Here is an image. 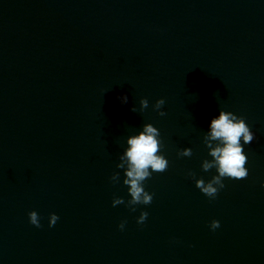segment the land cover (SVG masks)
I'll use <instances>...</instances> for the list:
<instances>
[{
    "label": "water",
    "instance_id": "95a60500",
    "mask_svg": "<svg viewBox=\"0 0 264 264\" xmlns=\"http://www.w3.org/2000/svg\"><path fill=\"white\" fill-rule=\"evenodd\" d=\"M221 109L255 138L210 199L188 173L216 174ZM145 123L169 166L131 211L116 165ZM0 264H264V0H0Z\"/></svg>",
    "mask_w": 264,
    "mask_h": 264
},
{
    "label": "clouds",
    "instance_id": "9594fccd",
    "mask_svg": "<svg viewBox=\"0 0 264 264\" xmlns=\"http://www.w3.org/2000/svg\"><path fill=\"white\" fill-rule=\"evenodd\" d=\"M128 97L122 96L121 101L127 103ZM141 111L147 109L149 101L147 98L140 99ZM165 104L164 98H159L153 105L159 115L166 113L162 110ZM133 112L136 109L132 107ZM250 144L255 134L242 116H237L231 111L219 110L218 116L211 119L209 130L204 135V144L208 148L211 160L204 159L202 169L207 172L215 168L216 174L207 181L203 177L196 178L194 172L189 171L188 175L195 180V186L210 199H215L220 189L225 187L224 179H245L248 176V169L245 167L247 156L243 151V144ZM127 145L123 153L119 156L117 168L124 170L123 184L128 186V193L131 199L126 203L131 211H135V205L151 204L153 194L144 187V181L151 178L153 172L163 173L167 171L169 161L161 151L163 145L160 139V131L152 123H145L138 134L127 137ZM179 156H191V148H184ZM114 183L120 180L119 172H114L110 178ZM123 197L115 196L112 200L113 206L124 204ZM29 221L37 228L42 227L39 214L32 210L28 214ZM148 217L147 211H141L137 218L138 224H143ZM59 217L56 213L49 215V227L56 224ZM126 221L119 224L121 230L124 229ZM220 226L218 220H212L210 227L215 230Z\"/></svg>",
    "mask_w": 264,
    "mask_h": 264
}]
</instances>
